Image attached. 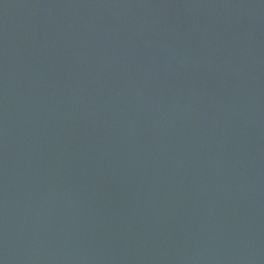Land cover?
<instances>
[{"label": "water", "instance_id": "95a60500", "mask_svg": "<svg viewBox=\"0 0 264 264\" xmlns=\"http://www.w3.org/2000/svg\"><path fill=\"white\" fill-rule=\"evenodd\" d=\"M0 264H264V0H0Z\"/></svg>", "mask_w": 264, "mask_h": 264}]
</instances>
